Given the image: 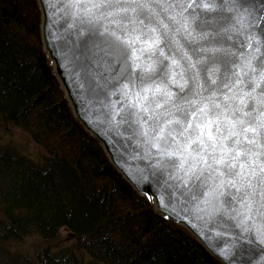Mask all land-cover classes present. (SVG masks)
<instances>
[{"label": "water", "instance_id": "95a60500", "mask_svg": "<svg viewBox=\"0 0 264 264\" xmlns=\"http://www.w3.org/2000/svg\"><path fill=\"white\" fill-rule=\"evenodd\" d=\"M73 114L222 264H264V0H36Z\"/></svg>", "mask_w": 264, "mask_h": 264}, {"label": "trees", "instance_id": "16d2710c", "mask_svg": "<svg viewBox=\"0 0 264 264\" xmlns=\"http://www.w3.org/2000/svg\"><path fill=\"white\" fill-rule=\"evenodd\" d=\"M40 24L36 0H0V264H222L158 214L77 121ZM16 127L44 147L41 158L14 143ZM62 227L75 247L12 258L8 242H51Z\"/></svg>", "mask_w": 264, "mask_h": 264}, {"label": "rangeland", "instance_id": "374dc122", "mask_svg": "<svg viewBox=\"0 0 264 264\" xmlns=\"http://www.w3.org/2000/svg\"><path fill=\"white\" fill-rule=\"evenodd\" d=\"M14 143L23 150L24 153L31 156L32 158H41L43 154L46 153V150L41 145L33 141L32 137L26 131H23L19 128H14L10 132ZM77 239L67 228L62 227L57 235V237L49 242V240H43L41 236L32 234L26 236L20 241H10L7 243V247L10 250L12 258L18 256H27L31 259L37 255L41 250V247L54 244L53 246L56 249L66 248V247H75ZM58 247V248H57ZM84 256L87 258L88 255L84 252Z\"/></svg>", "mask_w": 264, "mask_h": 264}]
</instances>
